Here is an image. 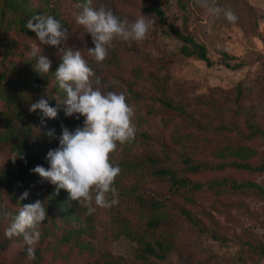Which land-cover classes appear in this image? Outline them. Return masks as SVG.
Here are the masks:
<instances>
[{"label":"rangeland","instance_id":"obj_1","mask_svg":"<svg viewBox=\"0 0 264 264\" xmlns=\"http://www.w3.org/2000/svg\"><path fill=\"white\" fill-rule=\"evenodd\" d=\"M154 3L165 8L175 26L186 27L198 40L205 42L216 63L209 66L197 56L181 54L178 48L181 40L156 14L146 10L147 5ZM85 4L87 0H29V7L34 8L37 14L51 15L68 29V38L60 48L81 51L95 72L93 81L100 80L99 85L93 83L94 88H100L105 94L125 95L126 102L134 109L135 134L139 136L146 132L153 137L151 142L143 141L124 149L123 146L118 147L111 154L112 163L126 154L146 155L155 140L167 144L170 155L179 156V159L183 152H189L200 159L216 160V146L223 140L229 138V143L240 144L237 140L244 134L239 131L249 133L252 123L264 129V0H206V7L198 0H183L182 3L178 0H92V8L111 10L121 21L126 19L129 24L142 15L155 21L143 41L115 39L108 49L107 58L99 63L87 51L94 47L91 34L76 22ZM215 7L230 9L237 20L230 23L223 12L216 14L209 10ZM8 37L14 42L10 50L5 46L1 48L7 65L27 59L34 48L47 56L52 65L61 58L57 47L50 45V51L36 35L12 30ZM223 50L234 55L231 61L244 60L246 64L237 68L226 66L222 60ZM155 76L161 80L166 95L185 104L193 119L204 127L190 122L186 113L162 106L156 97L160 88ZM239 87L242 88L240 94ZM74 118L75 115L70 117V121ZM84 119L81 116L79 127H83ZM176 124H179L181 132H191L195 137L189 147H175L168 142L170 131ZM70 129L74 132L76 128L70 126ZM243 142L256 149L250 157L252 161L264 160L263 134L258 133ZM16 144H0V175L8 170L17 171L30 154L39 156L34 148H26L23 144L17 147ZM190 175L203 182L228 177L238 181L251 179L264 185V171L230 167ZM33 179L27 188L14 187L11 190L6 179L0 177V238L9 240L0 249V264L264 263L257 249L245 247L247 241L264 243V194L257 190L224 187L200 193L184 192L172 197L169 207L172 211L179 210V216L176 215L179 241L175 242L166 259L148 260L141 255V244L137 238L147 231L146 217L141 214L140 201L127 197L125 193L128 192H123L114 183L119 194L117 205L98 207L93 201L96 211L88 215L87 209L78 204L74 217H65L63 207L55 204V186L42 180L38 174ZM142 189L147 199L151 194L159 197L168 194L157 180H148ZM25 191L29 192L28 198L19 200ZM107 198L111 200V194ZM37 200L44 203L48 216L38 226L41 235L34 245L33 257L28 253L29 245L23 236L9 239L5 231L23 204ZM182 207L192 209L202 224L209 230H215L220 237L205 233L204 226L199 228L185 218ZM71 229L77 230L75 236L66 237ZM37 249L40 252L38 261L35 258Z\"/></svg>","mask_w":264,"mask_h":264},{"label":"trees","instance_id":"obj_2","mask_svg":"<svg viewBox=\"0 0 264 264\" xmlns=\"http://www.w3.org/2000/svg\"><path fill=\"white\" fill-rule=\"evenodd\" d=\"M178 2L182 3L183 0H178ZM146 10L156 14L168 26L169 31L181 40V44L178 46L181 54L197 56L205 60L209 66L216 63V60L209 53L207 44L198 40L186 27L180 28L175 26L169 20L163 6L154 3L147 5ZM34 15L43 14H37L34 8L29 7V0H0V101L2 102V107H0V144L17 142V147L21 146L20 144H23L26 148L30 146L36 150V154H39L38 157H35L33 154L28 155L27 161L21 164L17 171L8 170L1 173L11 190L14 187L16 189L22 186L23 188H27L30 180L34 181L33 178L35 176V173L30 170L36 166L50 167L46 159L47 153L50 149L57 148L59 141L47 135L49 130L55 129L56 135L59 136L62 132V123L69 130H71L70 126L76 128L81 124V117L79 120L75 117L70 121V117L65 115L64 109L66 105L63 103L66 99V93L59 88L55 78V71L62 63V58L52 65L50 72L41 75L33 69V64H35L36 60L32 55L19 62V65H7L5 56L1 54L3 46L7 50H10L11 43H14L8 37L10 31L14 30L17 33L36 35L26 27V21ZM47 49L52 51L50 45L47 46ZM114 55L115 60L116 54L114 53ZM233 57L234 55H231L226 50L222 51V60L226 66L237 68L246 64L244 60L231 61ZM89 66L91 67L90 63ZM155 78L158 80L157 86L160 88V94L156 97L162 106L178 113H186V117L190 122L196 123L198 127H204L203 124L193 119L192 113L187 109L185 104L177 102L172 97L166 95L161 80L156 76ZM240 93H242V88L239 87L238 94ZM40 98L48 100L50 106L58 109L57 118L44 117L42 122L41 117L43 114L39 109L35 113L27 110V106H30L31 103L38 101ZM42 125L44 126L42 127ZM239 132L244 134V136L237 140L240 144L234 145L233 143H229L230 139L227 138L216 146L215 153L218 155L216 160L200 159L194 157L189 152H183L179 159V156L170 155L167 144L162 142L157 143L155 140L152 148L146 155L139 157L126 154L118 162L113 163L118 164L121 169L114 183L123 192H128L125 193L127 197H134L137 202L140 201L141 214L146 217L147 231L140 233L137 237L141 244L139 250L142 251L141 255L144 259H166L179 241L178 233L180 229L178 219L176 220V215L179 216V210L172 211V208L169 207V201L172 197L184 192L200 193L224 187L235 190L254 189L264 194V185L255 180L238 181L224 177L203 182L190 175L230 167L246 169L251 172L264 171V160L252 161L250 157L256 153V149L243 142L244 139L255 136L258 133L264 135V129L252 123L249 133ZM194 138L191 132H181L179 124H176L170 131L168 142L175 147L179 145L189 147ZM152 140L154 139L150 134L142 132L139 136L135 134L133 140L124 144H118V147L123 146L124 149L140 144L143 141L151 142ZM1 175L0 177H2ZM148 180L152 182L156 180L160 181L163 187L167 189L168 194H164L162 197L151 194L150 198H145L142 186ZM125 182H129V184ZM55 204L59 208L63 207L62 211L65 217H74L78 210V202L70 200L69 193L63 189L56 196ZM181 212L193 224L199 228H203L204 225L201 219L194 214L192 209L182 207ZM204 227L205 233H212V236L220 237L215 234V230H209L206 226ZM76 232L77 230L71 229L66 237L75 236ZM8 241L0 238V249ZM245 247L257 249L264 260V243L255 244L247 241ZM35 252V258L38 261L40 252L38 249Z\"/></svg>","mask_w":264,"mask_h":264},{"label":"clouds","instance_id":"obj_3","mask_svg":"<svg viewBox=\"0 0 264 264\" xmlns=\"http://www.w3.org/2000/svg\"><path fill=\"white\" fill-rule=\"evenodd\" d=\"M198 2L207 6L206 0ZM91 4L92 0H87V4L82 5L83 10L77 15L76 22L91 34L94 47L87 51L98 63L107 58L108 49L115 39L143 41L155 23L148 16L142 15L129 24L128 20L121 21L111 10L103 7L97 10ZM209 10L216 14L223 12L230 23L237 20L230 9L215 7ZM26 27L36 34L41 44L58 48L62 63L55 71V78L59 88L66 93L63 103L66 105L65 115H75L77 120L81 116L85 118L83 127H76L74 132L63 123L61 135L57 136L55 129L49 130L47 135L59 141V146L47 153L50 167L38 165L30 171L54 185L56 195L61 189L66 190L69 199L85 207L88 215L96 211L93 201L98 207L117 205L119 194L113 185L121 169L118 164L111 162L110 157L117 150L118 144L135 138L134 109L126 102L123 93L105 94L100 88H94L93 83L99 85L100 80L93 81L95 72L81 51L69 47L60 48L68 38V29L62 26L61 21L51 15H34L26 21ZM31 55L36 60L33 64L35 72L41 75L50 72L52 62L47 56L38 54L35 48ZM38 109L43 114L42 122L44 117L55 119L58 116V109L50 106L44 98L29 106L32 113ZM108 194H111V200L107 198ZM28 196L29 192L25 191L19 200L23 201ZM47 216L41 201L23 204L5 235L9 239L23 236L24 242L29 245V255L34 257V245L41 235L38 226Z\"/></svg>","mask_w":264,"mask_h":264}]
</instances>
